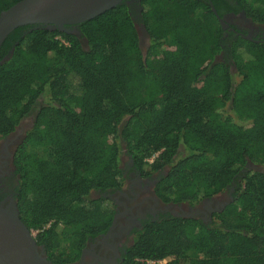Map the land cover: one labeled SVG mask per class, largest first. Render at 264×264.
Listing matches in <instances>:
<instances>
[{
    "label": "trees",
    "instance_id": "obj_1",
    "mask_svg": "<svg viewBox=\"0 0 264 264\" xmlns=\"http://www.w3.org/2000/svg\"><path fill=\"white\" fill-rule=\"evenodd\" d=\"M20 1L0 0V14ZM139 7L79 24L81 36L20 27L0 48V62L14 50L0 65V138L36 112L14 158L21 220L50 262L78 261L113 224L117 204L103 194L124 188L126 153L143 176L169 168L155 186L166 204L235 190L209 222L147 221L120 264H264V171L250 168L264 167V43L226 37L219 20L243 11L264 25V0Z\"/></svg>",
    "mask_w": 264,
    "mask_h": 264
},
{
    "label": "flooded vegetation",
    "instance_id": "obj_2",
    "mask_svg": "<svg viewBox=\"0 0 264 264\" xmlns=\"http://www.w3.org/2000/svg\"><path fill=\"white\" fill-rule=\"evenodd\" d=\"M139 3L140 0H129L127 4L139 14ZM135 20L138 22L137 17ZM222 20L226 24L223 29L226 32V37L233 33L235 36L249 41L264 43V25L254 23L243 11L240 13L225 12ZM71 28L78 29L77 26ZM35 119L36 117L33 124L21 129L17 128L8 137L0 138V206L16 201L15 191L19 177L16 175L14 158L18 147L33 128ZM130 161L131 163L125 170L124 188L121 191L108 193V195H117V198L112 200L117 204V214L121 215L118 228L114 231V235L112 233L105 237L107 232L88 242L85 248L87 254L84 264H120L126 249L133 244L134 230L141 229L143 224L149 220L155 222L167 215L176 218H190L185 216H188L192 209H196L200 214L195 219L209 222L213 214L221 213L233 201L232 195L235 189L232 187L223 194L204 200L195 206H190L187 203L166 204L157 196L155 186L167 174L169 168L154 173L152 176H143L136 169L133 161ZM94 195L99 196L98 194ZM97 257L103 258L105 261L97 260ZM71 264H81V258Z\"/></svg>",
    "mask_w": 264,
    "mask_h": 264
},
{
    "label": "water",
    "instance_id": "obj_3",
    "mask_svg": "<svg viewBox=\"0 0 264 264\" xmlns=\"http://www.w3.org/2000/svg\"><path fill=\"white\" fill-rule=\"evenodd\" d=\"M129 0H22L0 14V48L8 36L16 29L25 26H44L49 31H59L81 36L79 29L71 27L93 20L115 9ZM212 10L216 14L215 8ZM222 28L226 24L219 19ZM85 44L86 41L84 40ZM14 50L0 62L5 63ZM252 169V167H251ZM111 199L113 195L103 194ZM182 211V209H181ZM127 214V213H126ZM199 211L192 209L188 216L196 218ZM121 215L116 214L113 224L105 237L118 228ZM87 251L81 255V264L86 262ZM97 260L105 261L97 257ZM0 264H53L47 258L45 248L39 246L32 232L21 220L16 201L0 206Z\"/></svg>",
    "mask_w": 264,
    "mask_h": 264
},
{
    "label": "rangeland",
    "instance_id": "obj_4",
    "mask_svg": "<svg viewBox=\"0 0 264 264\" xmlns=\"http://www.w3.org/2000/svg\"><path fill=\"white\" fill-rule=\"evenodd\" d=\"M136 22H137V21H136ZM136 25H137L138 32H139V35H140L141 47H142V49H143L144 52H148V51H149V47H150V40H149V37H148V35H147L146 29H145V27H144L139 21L136 23ZM218 59H221V57L218 58ZM234 70H235V69H234ZM235 71H236V70H235ZM235 71H234V72H235ZM236 80H240V78L237 77ZM227 109H228V108L226 107V109H224V111L222 112V115H223L224 118L227 117V113H226ZM225 110H226V111H225ZM35 117H36V112L34 111L30 116H28L25 120H23V121L21 122V124L19 125L18 128L21 129V128H23L24 126H28V125L33 124V121H34V118H35ZM233 120H234V122H236L237 124L243 125L244 127H250V125H251V121H249V120H245V119H237V118H234V117H233ZM130 163H131V161H130V157H129L126 153L123 154V156H122V167H123V169L126 170L127 167H128V164H130ZM251 167H252V169H254V170L264 171V167H261V166H253V165H251L250 168H251ZM146 169L149 170V167L146 166ZM115 196H116V195H113L114 198H115ZM93 197H94V198H97V197H99V196L93 195ZM117 208H118V207H117ZM168 261H169V259L166 260L164 263H166V262H168Z\"/></svg>",
    "mask_w": 264,
    "mask_h": 264
},
{
    "label": "built area",
    "instance_id": "obj_5",
    "mask_svg": "<svg viewBox=\"0 0 264 264\" xmlns=\"http://www.w3.org/2000/svg\"><path fill=\"white\" fill-rule=\"evenodd\" d=\"M58 40H60V42L63 44V45H65V46H68L69 44L65 41V40H63L62 38H58ZM149 162H153V159L152 160H150ZM37 231H32V235L34 236V237H36V235H37Z\"/></svg>",
    "mask_w": 264,
    "mask_h": 264
}]
</instances>
